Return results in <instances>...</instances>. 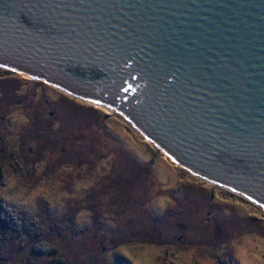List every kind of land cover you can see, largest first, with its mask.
<instances>
[{
    "label": "water",
    "instance_id": "obj_1",
    "mask_svg": "<svg viewBox=\"0 0 264 264\" xmlns=\"http://www.w3.org/2000/svg\"><path fill=\"white\" fill-rule=\"evenodd\" d=\"M33 3L28 17L0 9V66L108 104L264 209V0Z\"/></svg>",
    "mask_w": 264,
    "mask_h": 264
},
{
    "label": "rangeland",
    "instance_id": "obj_2",
    "mask_svg": "<svg viewBox=\"0 0 264 264\" xmlns=\"http://www.w3.org/2000/svg\"><path fill=\"white\" fill-rule=\"evenodd\" d=\"M69 93L0 66V150L7 135L4 117L18 115L20 105L26 119L37 117L35 124L25 120L21 138L11 140L22 146L19 162L12 163L18 167L35 160L39 175L45 166L39 177L16 176L5 165L10 186L0 187V199L7 196L13 204L10 212L0 205L10 218L0 225V264H51L54 259L66 264H264L263 207L176 164L118 111ZM98 111L107 113V121L97 120ZM9 131L14 132L12 125ZM7 155L0 152V162L12 161ZM85 155L89 164L93 157L94 165H104L109 177L94 196L81 200L87 178L76 162ZM108 164L117 170L106 172ZM80 204L90 207L94 221L78 215ZM64 212L76 220L72 235L66 219L58 222ZM105 212L111 221L103 220ZM44 214L53 236L59 225L66 226V234L51 240L56 251L33 252L48 231L34 228L32 217Z\"/></svg>",
    "mask_w": 264,
    "mask_h": 264
},
{
    "label": "trees",
    "instance_id": "obj_3",
    "mask_svg": "<svg viewBox=\"0 0 264 264\" xmlns=\"http://www.w3.org/2000/svg\"><path fill=\"white\" fill-rule=\"evenodd\" d=\"M30 90H34V89H30ZM25 95L27 96L28 95V92L25 93ZM45 100H47V99H45ZM19 103H21V102H19ZM17 109L19 110L18 112H19L20 115L19 114L18 115L17 114L9 115V112H7V114L9 116L7 114H6L5 117L3 116L5 118V123H6V127L4 128V130L7 131L6 132L7 135H6V139L4 140V143H3L4 145H3L2 149L0 150V152L1 153L3 152L5 155L9 154L10 157L12 158L11 159L12 161L7 162V164L5 163V161L0 162V187L2 185L8 186V187L10 186L9 177L7 178V175H6L7 172H6V166L5 165L12 166L13 171L16 173L15 174L16 176L17 175L18 176L23 175L24 172H27L28 174H33L34 173L36 176L39 175V173H37V166H36V163H38V162L35 161V160H33L34 163H32V165L29 162H24V161L21 164H19L18 167L13 164V163H18L19 162V156L20 155L18 154V151H20V148L19 147H22V146L21 145H18V144H14V142H12L11 140L12 139H16V141H18L21 138V135H20L21 134V130L20 129L28 121H31V122H33L35 124L36 123V117H37V116H34V115L32 117L31 116H28L27 117L28 121H27L26 114L25 113L24 114H21V112L23 110H25L26 108L21 109V106L18 105V108ZM91 109H93V108H91ZM97 113L99 114V119H97L98 121H101V122L107 121V120H105L106 117H107V113H103V112H100V111H98ZM17 116L20 117V118H18ZM119 117L120 118H123L121 116H119ZM123 119H121V120H123ZM11 125L13 126L14 132L13 131H9V127ZM1 126H2V124H0V127ZM0 129L2 130V128H0ZM19 130H20V133H19ZM22 133L24 134L23 130H22ZM109 133H110V131L108 132V135H109ZM17 134H18V136H15ZM45 134L47 135L48 132L45 133ZM50 135H51V133L48 134V137H47L48 140L50 139L49 138ZM32 137H30V139H32ZM26 138H27V140H30V139H28V137H26ZM86 141H87V144H89L90 140H86ZM85 144H86V142H85ZM87 157H89V156H86L85 155V159H84L85 161L82 160V158H81L79 161L76 162V164L77 163H80L81 164L80 165V173L83 174V177L86 176V178H87V181L86 182H82L81 200L89 198V195H91V194H93V196H94V189H96L97 185L100 182H102V180H107V178L109 177L108 174H105L102 171L101 166H104V165H101L100 163L99 164L98 163H95V165H94V159H93V157L90 158L92 163L89 164V161H88V158ZM45 165H47V164H45ZM116 166L112 167L110 164H108V166H106V168H105V171L106 172L107 171H110L109 167H112L113 170H114V172H115L117 170L115 168ZM144 168H146L147 170L149 169V167H144ZM44 170H45V166L44 167H41V169H40L41 175H42V173H43ZM41 175H39V177ZM115 177L114 178L112 177V179H116L117 178V177L116 178ZM111 186H113V185H111ZM113 190H114V187H112V189L106 190L105 193L106 194H110L108 192H112ZM2 197H5V196H2ZM6 198H7V196H6ZM6 198H1L0 199V205H3L4 207L7 208V209L4 208V210L6 212H8V211L10 212V210H9L10 209V205H12L13 203L10 201V199H8V198L6 199ZM9 203H10V205H9ZM79 207H80L79 210L77 209L78 215H79V212H80V214H82V216H84L85 218L89 217L90 220H91V222L94 221L93 220V217L91 216L92 210L90 209V207L86 208V207H84L81 204H80ZM5 211L0 210V225H2V223L5 224V223H8L10 221L9 216H7V214H6ZM45 212H46V215H47L48 212L47 211H45ZM77 212H75V216H76ZM65 213L66 212L62 213L61 215L59 214L61 217H60V220L58 222H62L63 220L66 219V226H68V227L70 226L71 228L73 227L72 229H70V231L67 230V232L68 233H71V235H72L75 232L74 229H75V225H76L75 224L76 223V220L72 222L71 221V217H67L65 215ZM106 213L107 212L104 213V216L106 215ZM44 216H45V214L43 215L42 218L41 217H34V218L32 217V223H33L32 226L34 228H37L38 230L43 229L44 231H48L47 234L44 235L45 238H44V240H42V242L37 243L36 245H33V246L31 245L33 252H35V251L36 252H40V251L41 252L42 251L43 252H50V251L53 252L54 250L56 251L55 245H54V243L51 240L57 241V240L61 239L63 237V235L66 234V229H65L66 226L64 228V226L59 225V227H58L59 233L56 234L55 236H53V234H55V233H52L53 230H52L51 227H49V225L51 224L50 221H49V218H45ZM102 217H103V215H102ZM108 217L109 216L106 215V217L103 218V220L106 219V218H108ZM37 218H39V219H37ZM108 219L111 221V218L110 217ZM42 222H44L46 225H48V228H44L43 225H42ZM62 228L65 229L64 232L62 231ZM79 229H80V227H79ZM1 232L2 231L0 230V239H3V237L1 236ZM71 235L68 234L67 236H71ZM104 237H108V235L106 234V235L102 236V238H104ZM24 248H26V247L24 246ZM215 258H217V257H215ZM51 264H66V263H65V260L64 259H56V260L54 259L51 262Z\"/></svg>",
    "mask_w": 264,
    "mask_h": 264
},
{
    "label": "flooded vegetation",
    "instance_id": "obj_4",
    "mask_svg": "<svg viewBox=\"0 0 264 264\" xmlns=\"http://www.w3.org/2000/svg\"><path fill=\"white\" fill-rule=\"evenodd\" d=\"M26 0H0V9L8 8V10L14 13H19L22 16L28 17V13L31 11L30 7H38V3H33V6L26 5ZM30 25L35 28H40L39 23L31 22Z\"/></svg>",
    "mask_w": 264,
    "mask_h": 264
},
{
    "label": "bare ground",
    "instance_id": "obj_5",
    "mask_svg": "<svg viewBox=\"0 0 264 264\" xmlns=\"http://www.w3.org/2000/svg\"><path fill=\"white\" fill-rule=\"evenodd\" d=\"M8 70V69H7ZM22 75H24V76H27L28 78H31V75H28L27 73H21ZM94 102H96V104L97 105H100V106H103V107H105V109H107L108 110V112H114L116 109L115 108H113V107H111V106H108V104H105V103H102V102H97V101H94Z\"/></svg>",
    "mask_w": 264,
    "mask_h": 264
},
{
    "label": "snow or ice",
    "instance_id": "obj_6",
    "mask_svg": "<svg viewBox=\"0 0 264 264\" xmlns=\"http://www.w3.org/2000/svg\"><path fill=\"white\" fill-rule=\"evenodd\" d=\"M69 95H71V93H69Z\"/></svg>",
    "mask_w": 264,
    "mask_h": 264
}]
</instances>
